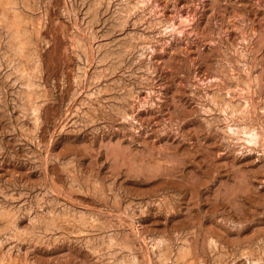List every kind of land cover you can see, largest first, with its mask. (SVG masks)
Returning a JSON list of instances; mask_svg holds the SVG:
<instances>
[{"label":"rangeland","instance_id":"374dc122","mask_svg":"<svg viewBox=\"0 0 264 264\" xmlns=\"http://www.w3.org/2000/svg\"><path fill=\"white\" fill-rule=\"evenodd\" d=\"M15 1L0 264H264V0Z\"/></svg>","mask_w":264,"mask_h":264},{"label":"bare ground","instance_id":"6f19581e","mask_svg":"<svg viewBox=\"0 0 264 264\" xmlns=\"http://www.w3.org/2000/svg\"><path fill=\"white\" fill-rule=\"evenodd\" d=\"M2 9L9 16L10 24L18 29L21 17H20V14L16 11V1L15 0H0V10H2ZM177 18L179 19L180 17H177ZM13 31H15V30H13ZM19 44H20V42H19ZM22 50H23V48L20 47L19 51H22ZM246 129H244V131H242L246 137L245 140L247 139V141H249V142H252V140H253V142H254V139L257 136V133H255L253 130H246Z\"/></svg>","mask_w":264,"mask_h":264}]
</instances>
